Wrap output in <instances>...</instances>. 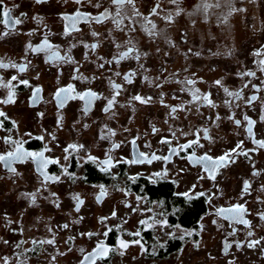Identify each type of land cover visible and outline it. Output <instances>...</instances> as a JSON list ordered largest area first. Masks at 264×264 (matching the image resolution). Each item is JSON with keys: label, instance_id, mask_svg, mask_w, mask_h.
Segmentation results:
<instances>
[{"label": "flooded vegetation", "instance_id": "obj_1", "mask_svg": "<svg viewBox=\"0 0 264 264\" xmlns=\"http://www.w3.org/2000/svg\"><path fill=\"white\" fill-rule=\"evenodd\" d=\"M239 1L179 0L177 5L170 0H135L141 17H135L134 24L124 19L118 28L111 18L116 13L111 0H3L0 13L7 7L11 18L8 27L0 22V33H8L0 35V61L26 64L27 69L20 73L16 68H0L4 81L17 77L14 103L0 104L8 117H0V153L14 147L5 144L4 137L23 141L25 150L44 151L45 157L58 161L45 171L59 180L44 181L31 158L13 163L15 173L0 164V264L5 258L7 264H80L100 241L110 251L95 264H114L118 258L121 264H140L142 258L151 259L146 264H154V258L183 264L185 258L195 259L194 254L202 256V252L203 264H264V240L247 247L249 240L264 238L260 219L264 148L253 143V138L264 140V65L260 64L264 28L257 29L260 44L254 33L236 38L233 16L238 8L245 10ZM157 4L159 14L150 15ZM204 4L209 7L204 9ZM105 9L109 18L95 22L92 17ZM77 11L89 18L77 20L72 29V20L64 17H74ZM122 14L131 17L132 7L125 5ZM168 14L173 16L171 23L163 19ZM143 16L156 24V35L145 30L150 26ZM15 19L22 23L13 25ZM247 23L244 26L250 29ZM45 39L51 49L33 53L27 48ZM94 43L95 50L84 46ZM130 46L136 51L116 63L113 58ZM53 52L70 60H48ZM128 72L135 73L131 83L123 79ZM245 72L255 76H242ZM188 79L196 83L188 85ZM20 80H28L29 85L19 84ZM112 83L121 85V90L112 109L105 112L114 94ZM68 84L75 89L70 95L87 90L98 94L87 114L85 101L78 96L58 107L55 93ZM37 87L41 91L33 102ZM224 88L241 92V98L227 96ZM193 89L209 94L215 107L193 101ZM7 95L8 89L0 87V99ZM135 95L152 99L141 104L131 99ZM253 95L257 99L247 104ZM172 107L178 110L172 113ZM245 116L255 121L253 137L245 131ZM235 120L241 121L239 127ZM195 139L198 145L180 149ZM238 142L248 155L233 154L234 162L216 169L215 179L209 178L202 163L189 159L193 154L219 157ZM70 144L79 147L66 152ZM245 181L250 184L246 193ZM32 193L35 203L25 195ZM77 196L83 201L79 211ZM199 202L202 207L196 212L194 204ZM235 204L245 206L244 218L251 227L217 214L218 209ZM190 209L195 214L185 221ZM49 239L55 243H40ZM120 240L128 247L120 248Z\"/></svg>", "mask_w": 264, "mask_h": 264}, {"label": "snow or ice", "instance_id": "obj_2", "mask_svg": "<svg viewBox=\"0 0 264 264\" xmlns=\"http://www.w3.org/2000/svg\"><path fill=\"white\" fill-rule=\"evenodd\" d=\"M37 3H41L42 0H36ZM76 3H80L81 0H75ZM170 2L177 4L179 3V0H170ZM3 4V0H0V5ZM111 4L114 5L116 7V13L115 15H113L112 21L113 23L119 28L121 27V25L123 24L124 19H129L130 23H135V17H141V13L136 9L135 6V0H111ZM125 5H130L132 7V16L128 17L126 14H122V9L124 8ZM99 5H97L98 7ZM219 6V5H217ZM204 9H207L209 7V5L204 4L203 5ZM158 9H159V5L157 4L155 7H153L150 15H158ZM236 9H233V11H235ZM177 15L180 14V9H177ZM0 15L3 16V20L0 21L2 22L5 27H8V21L11 18L10 17V9H8L7 7H4L2 10V13H0ZM110 16V13L107 9H105V11L101 12L98 16L96 17H92L93 20H95V22L100 23L105 19H108ZM88 14H81L79 11H77V13L75 14L74 17H68L65 16L64 19L65 20H72V29H75V23L77 20L79 19H88ZM142 19L146 22V25H149L150 27H146L145 30L149 33V35H156V24L153 23L152 20H150L147 16H143ZM163 19L168 22L171 23L173 21V16L172 14H168L167 16L163 17ZM22 21L20 19H15L12 21L13 25H19L21 24ZM134 30V29H133ZM69 32V28L66 26L65 28V35H67ZM8 33H0V35H7ZM93 36H97L98 33L93 32L92 33ZM129 43H131L129 41ZM86 48L90 47L91 49L95 50V48L98 46L97 44H91V45H84ZM51 45L48 43L47 39H45L41 44L37 45V46H32L31 44H29L27 46L28 49H30L33 53H38L44 50H49L51 49ZM119 47V45H118ZM136 49L134 46H130L127 48L126 51H123L119 54L118 57H114L113 59L115 60L116 63H119L120 60H123L127 57H129L130 54H132L133 52H135ZM257 55H259V53H257ZM137 60L139 59V55L137 54L135 57ZM55 59H69L70 57H60L59 54L57 52H53L52 55L50 57H48V60H55ZM47 62V61H46ZM261 65H264V60L260 61ZM104 65H100V67H103ZM8 67H12V68H16L18 69V71L20 73H23L26 71L27 69V65L26 64H6L2 61H0V68H8ZM261 71H264V68H261ZM117 76L120 75V73H116ZM135 75V73L133 72H128L126 74H124L123 79L127 82V83H131L132 82V77ZM242 76H255L254 72H245L241 74ZM76 77H74L75 79ZM17 77L16 76H12L9 80L4 81L2 78H0V87H4L8 89V95L6 98L4 99H0V104H10V103H14V90L16 88L17 85L13 84V81H16ZM186 83L188 85H194L196 82L194 80L188 79L186 81ZM215 83L217 85L221 84L220 80L215 81ZM19 84H23L24 86H28L29 85V81L28 80H20ZM248 85L245 84L244 87H247ZM111 87L114 90V94L111 98H109L107 100V104L104 108V111L107 112L110 109H112V107L114 106V104L116 103V96L119 95L120 90H121V85L116 84V83H112ZM157 87H159V85H157ZM253 87L255 88L256 86L253 85ZM41 89L39 87L35 88L33 90V102L36 101V99L38 98V94L40 93ZM75 89L74 86L72 84H68L66 87L64 88H59L57 89L56 93H55V99L57 101V105L58 107L62 108L64 106V104L67 102L68 99H72V98H76V96H78L81 100L85 101V107H84V112L85 114H87V112L90 109L91 103L93 100L98 99L99 96L97 93L91 91V90H87L83 93H77L76 96L70 95L71 93H74ZM224 92L227 94V96L229 97H234L236 99H240L241 98V92L237 91V92H233L230 91L228 88H224ZM191 96H192V100L193 101H199L202 103H206L207 105L211 106V107H215V104L213 103V101L211 100L209 94H203L200 95L199 94V89H193L190 92ZM134 101H138L141 104H146L149 103L151 101V97H142L140 95H135L131 98ZM257 99V97L255 95L250 96L247 98L246 103L247 104H251L253 101H255ZM161 103H163V100H161ZM226 104L229 103V101H225ZM178 109L176 107H172L171 108V112L175 113ZM183 110V109H181ZM0 117H3L4 119H8V117L6 116V114L3 111H0ZM231 119V117H229ZM217 119H219V117H217ZM244 120L247 122L245 131L248 133L249 137H253V126L255 124V121H253L252 119H250L248 116L244 117ZM261 120H264V116H261ZM58 124L60 123V118H58ZM235 124L239 127L241 125V121L240 120H235ZM0 125H2V121H0ZM13 127H15V122L13 121ZM158 131L156 128H153V132ZM112 135H114L115 133H111ZM173 135H175V133H173ZM204 137L207 139L208 138V131L207 129H204ZM4 143L8 144V145H14V147L5 152V153H0V164H2L9 172L15 173L16 170L15 168L12 167L13 163L19 161V162H23L29 158H31L36 164H37V171L40 173L41 176H43L44 181H56L59 180V177L57 176H50L47 174V172L45 171V169L47 168V166L49 164H56L58 163L57 160L55 159H50L45 157L44 155V151H40V152H32V151H27L24 149L23 141H15L13 140L10 136L8 137H4ZM39 139H42V137H40ZM133 143H135L133 141ZM162 143H169V141L164 140L162 141ZM253 143L255 145H257L259 148H264V140H256L253 138ZM199 144V139H195V140H191L186 144L180 145V149H187L192 147L193 145H198ZM79 146L75 145V144H70L68 145V147L65 149V151L67 152L68 149H76ZM114 147H117V145H114ZM242 149V142H238L236 147L234 149H232L230 152H226L224 155H221L219 157L213 158L207 154L200 156L198 158L195 157V155L193 154V156L189 157L190 160H192L195 163H202L205 167V170L208 171L209 173V178L211 179H215V170L226 166L227 163L230 162H234V160L231 159V157L233 156V154L235 155H244L247 156L248 152L241 150ZM47 147H45V151H47ZM170 151H175V149H171ZM252 151V150H249ZM143 155V154H141ZM89 159H94L93 157H89ZM152 159H159V157L153 156ZM165 160L169 159L168 157L164 158ZM136 160H133L132 163H136ZM104 163H109V161H105ZM65 171H67L65 169ZM253 175H258V173L254 172ZM250 187V184L248 181L244 182V187H243V192H247L248 189ZM104 192H103V188L101 190V196H103ZM25 195H30L31 196V200L33 203H35V193L32 194H25ZM55 195V194H53ZM187 195V194H185ZM75 199L77 200V205H76V210L79 211V207L80 205L83 203L82 200L79 199V197H75ZM97 199L99 200L100 197H97ZM58 206V205H57ZM246 208L243 204H235L232 205L229 208H221L217 210V214L218 215H222L225 216L226 219L229 220H233L236 223L239 224H243L246 227H251V223L249 220L245 219V213H246ZM113 216H115V212H113L112 214ZM260 219L262 221H264V213L260 214ZM104 218H101V222L103 223ZM141 223H144L143 221H141ZM68 224H64L62 225L63 228H68ZM150 226V225H149ZM49 231H51V229H49ZM235 233V229H233V234ZM87 235L89 237H91L92 235H94V233H87ZM105 236H107V232L104 233ZM135 235H139V233L137 232ZM253 235V232L249 231L248 232V236L251 237ZM71 239V237L69 238ZM262 240H264V238H261L259 240H249L247 243V247L249 248H254L257 245L261 244ZM33 243H36V241H33ZM40 243H47V244H54L55 241L54 239H49L46 241H41ZM119 243V247L120 248H127L128 247V243L120 240L118 241ZM133 243H139V241H134ZM237 247H240V243L237 242L236 243ZM228 247H230V245L226 244L225 245V249H227ZM81 252H83V249L80 250ZM110 249L104 244L103 241H100L96 244V247L91 251L88 252L86 255L83 256V259L80 261V264H95L97 259L100 258H104L108 255ZM4 264H7V258L4 259ZM231 264V262H230Z\"/></svg>", "mask_w": 264, "mask_h": 264}, {"label": "rangeland", "instance_id": "obj_3", "mask_svg": "<svg viewBox=\"0 0 264 264\" xmlns=\"http://www.w3.org/2000/svg\"><path fill=\"white\" fill-rule=\"evenodd\" d=\"M243 1L244 0H242V2L239 1L238 4L241 3L242 5H244L245 10H241L238 8L237 13L234 14L233 20H232L233 26L235 28L236 38L237 39L247 38L251 35V33H254L256 34L255 40H258L260 44L261 41L259 40V37L257 36V34L259 33V30L257 29L264 28V0H247L246 2H243ZM247 20L249 21V23L247 24L249 26L248 28L250 29H247L244 26ZM151 249L152 247L149 249V251ZM200 256L201 254L199 255V253H196L194 254L195 259H193L192 257H190V259L185 258L183 264H203L204 261H202V258L203 260H205V256L203 252H202L201 258ZM121 261L122 259L118 258L117 262H115L114 264H121ZM140 261H142L140 264H146V263H149L151 259L142 258ZM153 263L154 264H175L174 262H170L168 259H156V258L153 259Z\"/></svg>", "mask_w": 264, "mask_h": 264}, {"label": "trees", "instance_id": "obj_4", "mask_svg": "<svg viewBox=\"0 0 264 264\" xmlns=\"http://www.w3.org/2000/svg\"><path fill=\"white\" fill-rule=\"evenodd\" d=\"M150 189H151L152 192H155L154 191L155 189L153 187H151ZM194 205H195L194 208H196V212H197V210L201 209V207H202L201 202L195 203ZM194 210L195 209H193V210L190 209V210H188V211L185 212V221H187V219L188 220H192V218H193V216L195 214V211Z\"/></svg>", "mask_w": 264, "mask_h": 264}]
</instances>
